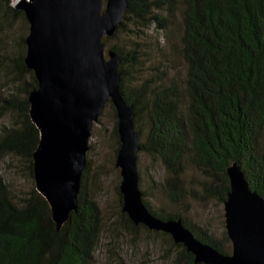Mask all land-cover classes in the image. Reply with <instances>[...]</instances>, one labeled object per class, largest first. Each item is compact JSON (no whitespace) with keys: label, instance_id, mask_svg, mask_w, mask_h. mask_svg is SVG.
Returning a JSON list of instances; mask_svg holds the SVG:
<instances>
[{"label":"trees","instance_id":"16d2710c","mask_svg":"<svg viewBox=\"0 0 264 264\" xmlns=\"http://www.w3.org/2000/svg\"><path fill=\"white\" fill-rule=\"evenodd\" d=\"M128 1L125 20L112 38L131 23L145 29L155 26L167 38L178 36L172 48L180 52L186 67L183 76L169 78L159 70L160 76L129 88L126 82L145 69L139 58L141 45L134 43L130 53L109 49L122 60L121 90L136 112L140 152L166 170L164 181L141 190L143 201L157 218L182 220L197 239L230 255L227 232L224 240H217L187 213L195 203L225 204L233 165L264 198V0ZM29 32L25 12L11 0H0V264H97L107 223L90 192L91 163L84 172L78 211L61 230L36 189L34 153L40 131L30 116L29 97L39 83L25 62ZM110 40L105 39L106 45ZM130 58L133 74L125 70ZM142 119L148 129L144 142ZM17 179L30 183V188L19 186ZM117 195L115 232L118 225L134 237L145 231L147 240L162 238L167 264H197L171 235L135 225L123 211L120 187ZM150 198L163 199L171 210L153 208Z\"/></svg>","mask_w":264,"mask_h":264},{"label":"water","instance_id":"95a60500","mask_svg":"<svg viewBox=\"0 0 264 264\" xmlns=\"http://www.w3.org/2000/svg\"><path fill=\"white\" fill-rule=\"evenodd\" d=\"M16 8L30 24L25 62L39 83L29 97L30 116L40 131L35 184L58 230L78 211L93 130L111 103L118 119L123 211L131 221L171 235L197 264H264V198L251 189L239 166L228 170L231 189L224 204L230 255L197 239L182 220L157 218L144 203L136 112L121 90L122 60L107 52L105 42L122 26L129 1L19 0Z\"/></svg>","mask_w":264,"mask_h":264},{"label":"rangeland","instance_id":"374dc122","mask_svg":"<svg viewBox=\"0 0 264 264\" xmlns=\"http://www.w3.org/2000/svg\"><path fill=\"white\" fill-rule=\"evenodd\" d=\"M18 1L11 0V5L16 7ZM133 30L138 32L131 34ZM166 36L163 31H158L155 26L145 29L131 23L117 38H111L108 41L107 52L112 47H119L124 49V52L130 53L134 43L141 45L140 53L143 55L141 57L137 56V58H140V62L145 65V69L141 71L143 73L136 74L134 79L127 81V87L136 88L145 80L160 76L159 70H164L169 78L179 74L183 76L186 69L185 62L180 52L172 48L174 44L179 43L178 36H171V39ZM131 58L125 64V70L128 74H133L134 69L136 70L131 66ZM135 58L133 57V59ZM115 115L114 106L108 103L99 122L94 127L88 153V161L92 165L90 192L102 208L107 223L106 232L102 236L101 245L96 252L97 264H167L163 253L162 238L155 237L147 240L145 231L134 237L126 234L118 224L119 231L115 232L113 229L116 222L118 223L120 214L117 189L122 182L120 169L116 166L120 146L114 132ZM147 130L145 120L142 119L141 142L145 141ZM138 158L141 190H147L152 184L164 181L166 170L162 164H155L144 152H140ZM17 184L26 190L31 186L30 183L22 179H17ZM148 201L155 209L165 208L167 211L171 210L167 202L161 198H150ZM187 217L194 224L206 230L213 238L224 240V233L227 232L224 204L215 202L195 203L190 212L187 213ZM230 245L232 254V244Z\"/></svg>","mask_w":264,"mask_h":264}]
</instances>
